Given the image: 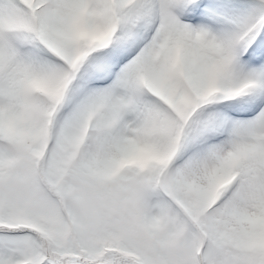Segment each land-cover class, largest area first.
<instances>
[{"label": "snow or ice", "instance_id": "snow-or-ice-1", "mask_svg": "<svg viewBox=\"0 0 264 264\" xmlns=\"http://www.w3.org/2000/svg\"><path fill=\"white\" fill-rule=\"evenodd\" d=\"M0 264H264V0H0Z\"/></svg>", "mask_w": 264, "mask_h": 264}]
</instances>
